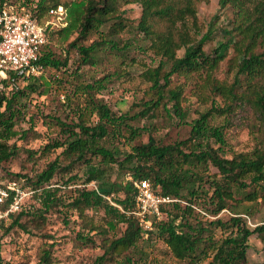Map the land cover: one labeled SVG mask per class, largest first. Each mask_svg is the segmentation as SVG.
Listing matches in <instances>:
<instances>
[{
  "label": "trees",
  "instance_id": "obj_1",
  "mask_svg": "<svg viewBox=\"0 0 264 264\" xmlns=\"http://www.w3.org/2000/svg\"><path fill=\"white\" fill-rule=\"evenodd\" d=\"M48 1L0 0V11L7 4L24 6L42 23L50 7L63 5L66 24L60 26L57 33L63 41H69L73 36L68 47L76 48L82 64H95L97 50L101 49V45L117 49L116 41L111 36L126 27L119 7L136 2L141 6V16L136 27L139 34L149 40L147 48L154 58H159V62L156 67H148L142 73L144 79L150 82L154 97L143 101L142 108L131 116L127 113L116 115L107 103L93 95L94 91L105 87L107 75L92 83L75 87L72 93L84 97V105L77 108L79 116L82 117L87 112L95 116L96 121L86 124L80 120L68 124L56 118L65 138L46 143L42 151L63 147L61 154L67 162L63 163L57 157L35 178H26L29 185L38 192L37 198L41 206L45 210L53 205L81 211L89 207L102 208L107 225L104 231L115 229L116 224H125L120 236L105 239V250L96 259V264L106 261L111 264H134L127 251L137 246L145 234L148 238L155 235L168 246L174 257L178 260L187 259L191 263L210 254L212 258L209 264L246 262L249 238L254 233L260 237L264 253V220L251 225L247 218L251 214L249 210H246L248 215L234 212L227 220L216 216L230 207L229 200L237 201L236 194H241L243 200L257 201L260 198L264 202V141L262 147L250 152L238 153L231 158L220 156L218 152L225 146L226 140L223 127L209 124L211 111L201 113L190 121L191 136L188 140L169 145H161L155 141L134 143L146 127H134L130 123L131 120L152 116L161 106L167 110V102H172L175 113L180 119H184L186 115L180 105L182 89L178 86L169 87L172 77L199 71H204L209 76L224 57V53L219 54V51L228 46L233 47L239 58L237 66L240 73L245 74L250 81L257 77L264 80V50L261 53L253 51L258 44L264 43V0H219L221 6L232 5L235 15L232 29L228 32L231 35L212 53H207L203 48L211 30L196 39L191 36L187 25L188 18L196 19V3L204 0H69L52 4ZM247 3L254 5L248 8ZM111 20L106 33L100 30L102 25ZM158 22H165V28L157 29ZM233 31L241 38L236 39ZM93 32L100 36V41L93 40L86 45L85 41ZM47 43L48 41L42 47L37 61L43 65L44 72L47 68L66 67L67 58L55 57L47 50ZM181 48L184 49L183 54L178 56L177 51ZM34 78H23L15 73H9L7 78H0V164L15 154L16 146L9 141L18 134L15 129L16 120L22 113L21 107L25 106L21 99L27 97L28 91H35L38 86H42L41 83L37 86L35 82H30ZM20 83H24V88H20ZM233 88H224L230 101L225 108L216 106L215 110L230 115L246 104L264 121V83L254 82L250 94L246 96L238 95ZM214 89L220 87L215 85ZM210 139L220 145L212 148ZM125 145L129 149L120 157L119 146ZM208 163L217 169L219 177L212 176L211 180L208 179L210 175L204 172ZM75 167L83 169V183L94 181L96 188H74L76 194L71 200H61L57 196L61 186L52 187L51 180L61 172L68 174L64 184L75 183L77 174H71ZM112 172L116 176L111 180ZM126 176L130 178L127 179ZM18 177V173H11L10 181L17 182ZM141 179L149 180L163 196L172 199L161 206L162 217L157 222L153 219L149 228H144L130 213L134 207L136 192L134 182ZM203 183H208L207 189ZM9 192L0 206L2 209L9 207L13 200L14 191ZM193 205L209 209L216 217L201 220ZM24 213L20 205L18 210L10 212L0 221V226L8 219H11L9 227L20 226L19 218ZM213 229L228 231V234L216 239L213 237ZM79 237L84 241H94L83 234H79ZM1 261L0 254V264ZM40 261L49 264L47 251H44Z\"/></svg>",
  "mask_w": 264,
  "mask_h": 264
},
{
  "label": "rangeland",
  "instance_id": "obj_2",
  "mask_svg": "<svg viewBox=\"0 0 264 264\" xmlns=\"http://www.w3.org/2000/svg\"><path fill=\"white\" fill-rule=\"evenodd\" d=\"M56 1L69 0H49L48 3ZM246 5L252 8L254 3ZM119 10L123 14L126 27L111 36L116 41L117 49L104 48L101 45V49L97 50L95 64H82L76 48L68 47V42L73 36L69 41H63L57 33L59 27L48 32L47 50L59 59L67 58L68 63L66 67L60 69L47 68L41 77L32 79L30 82H35L37 86L41 83L42 86H38L35 91H28L27 97L21 99L25 106L21 107L22 113L17 116L15 129L18 134L9 141L16 146L15 154L0 164V186L8 184L11 173L19 174L17 184L21 191L20 205L25 213L19 218L20 226L9 227L11 219L4 221L3 226H0L1 264H45L40 261L44 251L49 253V264H96V259L105 250V239L118 237L125 229V224L120 223L116 224L115 229L104 231L107 225L102 208L89 207L81 211L53 205L45 210L37 198L38 192L26 180L27 177L35 178L57 157L63 163L67 162L61 154L63 147L42 151L46 143L65 138L56 118L68 124L80 120L86 124H93L96 121V117L87 112L82 117L79 116L77 108L84 105V97L72 93L76 86L92 83L107 75L105 87L100 91H94L93 95L107 103L116 115L127 113L131 116L142 108L143 101L154 97L150 90V82L144 79L142 73L148 67H156L159 58L152 56L151 50L147 48L149 40L141 36L136 27L141 16V6L136 2L122 4ZM234 12L235 8L232 5L221 6L219 0L197 2L196 19L187 20L191 36L199 39L211 30L203 48L207 53H212L231 35L228 32L232 29ZM111 23L112 20L108 21L100 30L106 33ZM165 25V22H158L156 28L162 30ZM233 35L236 39L241 38L236 31H233ZM93 40L100 41V36L93 32L85 44H90ZM263 50L264 43L258 44L253 51L261 53ZM183 51V48L179 49L177 55L182 56ZM223 53V59L209 76L206 72L199 71L172 77L169 87L178 86L182 89L180 105L185 112V118L180 119L172 107V102L165 99L167 110L161 106L150 117L130 121L134 127H146L134 143L155 141L161 145H169L188 140L191 136L190 121L201 113L211 111L209 124L223 127L226 140L225 146L218 152L220 156L231 158L235 154L262 147L264 121L250 105L245 104L241 110L230 115L215 110L216 106L225 108L230 101L224 88L232 86L238 95L246 96L250 94L254 82L264 83V80L258 77L250 81L245 74L238 71L239 58L232 46L222 48L219 54ZM215 85L220 89H214ZM20 86L24 88V83H20ZM114 141L116 144L117 140ZM219 145L210 139L212 148ZM119 147V156L122 157L129 147L127 145ZM206 168L204 172L210 175L208 179L211 180L212 176L219 177L217 169L211 163H208ZM71 174H77L75 183L64 184L68 174L61 172L51 180L52 187L61 186L57 192L61 200H71L76 194L74 188L83 186L96 188L94 181L83 183L85 174L81 167L73 168ZM61 175L63 177H60ZM115 176L116 173L112 172L110 179H114ZM203 186L207 189L208 183H203ZM241 196L236 194L237 201L229 200L230 207L220 211L216 216L227 220L234 212L247 214L246 210H249L251 225L262 222L264 202L260 198L257 201L243 200ZM193 208L203 221L216 217L209 209L197 205H193ZM157 221L158 219L155 220ZM79 234L89 236L94 241H84ZM227 234L228 231L213 229V237L216 239L224 238ZM262 247L263 243L258 234H252L249 238L247 260L241 264H264ZM127 254L131 256L134 264H209L212 258L210 254L195 263L187 259L178 260L161 239L155 235L148 238L147 234L137 246L128 250ZM103 264L111 263L106 261Z\"/></svg>",
  "mask_w": 264,
  "mask_h": 264
},
{
  "label": "built area",
  "instance_id": "obj_3",
  "mask_svg": "<svg viewBox=\"0 0 264 264\" xmlns=\"http://www.w3.org/2000/svg\"><path fill=\"white\" fill-rule=\"evenodd\" d=\"M65 24L66 10L61 4L50 7L42 23L24 6L4 5L0 11V78H7L9 73L23 78L42 75L44 67L37 61L48 41L47 30ZM134 186V207L130 213L145 227H150L152 219L161 218V206L172 199L163 196L147 179L136 180ZM9 190L14 191L13 200L9 207H0V221L20 206L21 191L16 181L0 186V206L9 196Z\"/></svg>",
  "mask_w": 264,
  "mask_h": 264
}]
</instances>
